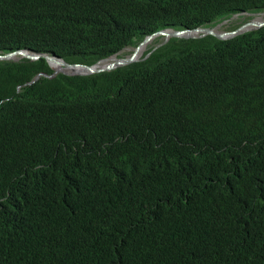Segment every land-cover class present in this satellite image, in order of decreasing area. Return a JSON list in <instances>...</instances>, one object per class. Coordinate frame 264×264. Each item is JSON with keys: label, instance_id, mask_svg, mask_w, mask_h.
Listing matches in <instances>:
<instances>
[{"label": "trees", "instance_id": "trees-1", "mask_svg": "<svg viewBox=\"0 0 264 264\" xmlns=\"http://www.w3.org/2000/svg\"><path fill=\"white\" fill-rule=\"evenodd\" d=\"M243 13L264 0H0V53L93 65ZM52 73L0 62V264H264V28L28 84Z\"/></svg>", "mask_w": 264, "mask_h": 264}, {"label": "water", "instance_id": "water-1", "mask_svg": "<svg viewBox=\"0 0 264 264\" xmlns=\"http://www.w3.org/2000/svg\"><path fill=\"white\" fill-rule=\"evenodd\" d=\"M247 27H252V30H246ZM221 26H217L213 29H196V30H186V31H171V33L167 32H161L159 34H155L153 36H150L146 38L140 46L134 51L133 55L130 57H126L125 59L117 60L115 58H112L109 63L108 60H103L101 62H98L94 65H83V64H70L66 61L62 60L61 58H57L55 56H48V55H34L26 52H16V53H10L7 55L0 56V60H14L17 59V56L19 57H26L31 60H37L40 58H43L47 61V63L51 64H57L65 67L66 69L72 70V72L63 71L64 73L70 75H90V74H102L111 72L116 69H122L129 67L133 64H136L140 61L141 51L145 49V47L149 44H151L154 39L158 37H163L164 42L160 45L163 46L167 44L171 39H180V40H195V39H203L206 37H213L219 41H230L237 37H240L242 35H245L249 32L258 31L262 28H264V21L262 22H252L246 25L241 26L235 31L232 32H219V29ZM218 31V33H216ZM104 64L103 66H101ZM78 69V70H76ZM55 75V74H54ZM47 76V75H44ZM39 79V76L34 80L36 81Z\"/></svg>", "mask_w": 264, "mask_h": 264}, {"label": "clouds", "instance_id": "clouds-1", "mask_svg": "<svg viewBox=\"0 0 264 264\" xmlns=\"http://www.w3.org/2000/svg\"><path fill=\"white\" fill-rule=\"evenodd\" d=\"M237 16H240V17H243V18H246L247 20H248V22H246L245 24H243V25H246V24H249V23H252V22H256V20H255V18L256 17H262L263 19H264V13H261V14H248V13H243V14H239V15H236V16H234V17H237ZM233 17V18H234ZM232 18V19H233ZM231 19V20H232ZM264 21V20H263ZM228 22H230V21H225V22H223L222 24H220V26H221V28H222V26L224 25V24H226V23H228ZM242 25V26H243ZM219 26V25H218ZM217 27V26H216ZM215 28V27H214ZM220 28V29H221ZM238 28H240V27H238ZM238 28H236L235 30H237ZM198 29H213V28H198ZM220 29H219V32H223V31H220ZM263 29V28H262ZM196 30V29H195ZM235 30H233V31H235ZM261 30V29H260ZM171 31H179V30H173V29H167V30H162V31H159V32H157V33H155L156 35L157 34H159V33H161V32H167V33H171ZM184 31H186V30H184ZM259 31V30H258ZM232 32V31H231ZM255 32V31H254ZM249 33H251V32H249ZM155 34H153V35H155ZM248 34V33H247ZM153 35H150V36H153ZM150 36H148V37H150ZM243 36V35H242ZM148 37H146V38H148ZM241 37V36H240ZM145 38V39H146ZM207 38V37H206ZM213 38V37H212ZM238 38V37H237ZM144 39V40H145ZM203 39H205V38H203ZM236 39V38H235ZM143 40V41H144ZM172 40V39H171ZM170 40V41H171ZM180 40V39H179ZM195 40H201V39H195ZM142 41V42H143ZM169 41V42H170ZM186 41V40H185ZM141 42V43H142ZM164 42V38L163 37H158V38H156V39H154V41L151 43V44H149V45H147L146 47H145V49H143L142 51H141V56H140V61L138 62V63H141V62H144V61H146L147 59H149L150 58V56L151 55H153L157 50H159L160 48H162L163 46H165V45H167V44H165V45H163V46H161L160 47V45L162 44ZM140 43V44H141ZM156 43H158L156 46H155V44ZM140 44L138 45V47L140 46ZM152 45H154L153 47H154V49L151 51V52H148V49L149 48H152ZM138 47H136V48H127V49H124L123 51H121L120 53H118L117 55H115V56H112V57H110V58H108L109 59V63H111V59L112 58H115V59H117V60H121V59H125L126 57H130V56H132L133 55V53H134V51L138 48ZM144 50H146V52H144ZM16 52H26V53H30V54H34V55H48V56H55V57H57V58H61V57H58V56H56V55H52V54H47V53H38V52H33V51H30V50H25V49H21V50H16V51H9V52H6V53H0V56H3V55H7V54H10V53H16ZM122 52H130L128 55H126V56H120L121 55V53ZM148 52V53H147ZM23 59H29V58H26V57H19V56H17V59H14V60H0V62H19V61H21V60H23ZM40 59H43V58H40ZM40 59H37V60H40ZM62 60H64L63 58H61ZM108 59H106V60H108ZM29 60H31V59H29ZM37 60H32V61H37ZM43 60H45V59H43ZM65 61V60H64ZM45 62L47 63V61L45 60ZM68 63V62H67ZM98 63V62H97ZM70 64H72V63H70ZM73 64H78V63H73ZM96 64V63H95ZM137 64V63H136ZM48 65H49V67L52 69V71H53V73L51 74V75H49V74H40V75H38L39 76V78H40V76H44V75H47V76H45V77H48V78H54L56 75H58V74H66V73H64L63 71H66V70H69V69H66L65 67H63V66H61V65H58V66H61L62 67V69L61 70H55L54 69V65H57V64H49L48 63ZM94 65V64H93ZM116 70H118V69H116ZM113 71H115V70H113ZM68 72V71H67ZM70 72H72V71H70ZM112 72V71H111ZM108 73V72H107ZM55 74V75H54ZM66 75H68V74H66ZM37 76V77H38ZM70 76H72V74H70ZM37 77H35V79L37 78ZM34 79V80H35ZM31 81V82H29L28 84H33L34 82H36V81ZM3 103V102H2Z\"/></svg>", "mask_w": 264, "mask_h": 264}, {"label": "rangeland", "instance_id": "rangeland-1", "mask_svg": "<svg viewBox=\"0 0 264 264\" xmlns=\"http://www.w3.org/2000/svg\"><path fill=\"white\" fill-rule=\"evenodd\" d=\"M256 19H257V17L255 18V20ZM246 22H248V20L246 18H243V17H240V16L234 17L230 22L224 24L222 26V28L220 29V31L231 32V31L235 30L236 28L241 27ZM256 22H258V21H256ZM216 33H218V31H216ZM129 53L130 52H127V53L126 52H122L120 56H126Z\"/></svg>", "mask_w": 264, "mask_h": 264}, {"label": "bare ground", "instance_id": "bare-ground-1", "mask_svg": "<svg viewBox=\"0 0 264 264\" xmlns=\"http://www.w3.org/2000/svg\"><path fill=\"white\" fill-rule=\"evenodd\" d=\"M264 19L263 18H261V17H257V19H256V21H258V22H262ZM246 30H252V27H247L246 28ZM154 45H152V47H153ZM144 52H146V50H144ZM104 64H102L101 66H103ZM54 67V69L55 70H61L62 69V67L61 66H58V65H54L53 66ZM76 70H78V69H76ZM66 71H68V72H70V71H72V70H66Z\"/></svg>", "mask_w": 264, "mask_h": 264}]
</instances>
